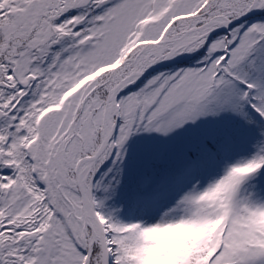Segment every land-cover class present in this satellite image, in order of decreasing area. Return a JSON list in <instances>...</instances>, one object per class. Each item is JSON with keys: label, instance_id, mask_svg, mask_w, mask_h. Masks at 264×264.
<instances>
[{"label": "snow or ice", "instance_id": "6c2138e0", "mask_svg": "<svg viewBox=\"0 0 264 264\" xmlns=\"http://www.w3.org/2000/svg\"><path fill=\"white\" fill-rule=\"evenodd\" d=\"M0 264H264V0H0Z\"/></svg>", "mask_w": 264, "mask_h": 264}]
</instances>
